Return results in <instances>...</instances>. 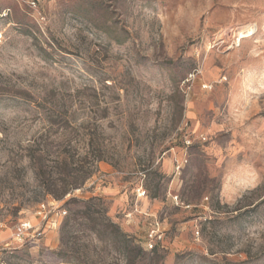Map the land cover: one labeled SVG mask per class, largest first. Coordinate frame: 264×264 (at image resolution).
<instances>
[{"label":"rangeland","instance_id":"rangeland-1","mask_svg":"<svg viewBox=\"0 0 264 264\" xmlns=\"http://www.w3.org/2000/svg\"><path fill=\"white\" fill-rule=\"evenodd\" d=\"M0 264H264V0H0Z\"/></svg>","mask_w":264,"mask_h":264},{"label":"built area","instance_id":"built-area-1","mask_svg":"<svg viewBox=\"0 0 264 264\" xmlns=\"http://www.w3.org/2000/svg\"><path fill=\"white\" fill-rule=\"evenodd\" d=\"M38 213L41 215V214H45V211H44V206H42V208L38 211ZM46 215V214H45ZM149 237L150 238H156L157 239H160L161 236H160V233H158V230H152L151 234H149ZM153 246L151 244H149V248H152Z\"/></svg>","mask_w":264,"mask_h":264},{"label":"trees","instance_id":"trees-1","mask_svg":"<svg viewBox=\"0 0 264 264\" xmlns=\"http://www.w3.org/2000/svg\"><path fill=\"white\" fill-rule=\"evenodd\" d=\"M86 179V176L84 177V178H82V181H84ZM66 192H67V190H63V192L60 194V196L62 195H64V194H66ZM122 236H124L123 234H122ZM125 237V236H124Z\"/></svg>","mask_w":264,"mask_h":264},{"label":"bare ground","instance_id":"bare-ground-1","mask_svg":"<svg viewBox=\"0 0 264 264\" xmlns=\"http://www.w3.org/2000/svg\"><path fill=\"white\" fill-rule=\"evenodd\" d=\"M240 36H241V34H240ZM246 36H244V38H245Z\"/></svg>","mask_w":264,"mask_h":264}]
</instances>
